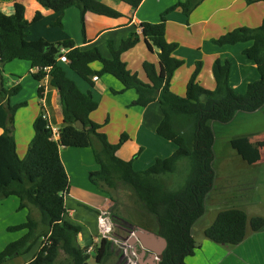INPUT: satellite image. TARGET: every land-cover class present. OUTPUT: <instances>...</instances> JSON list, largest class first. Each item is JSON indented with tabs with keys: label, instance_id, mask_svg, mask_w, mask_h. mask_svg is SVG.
<instances>
[{
	"label": "trees",
	"instance_id": "16d2710c",
	"mask_svg": "<svg viewBox=\"0 0 264 264\" xmlns=\"http://www.w3.org/2000/svg\"><path fill=\"white\" fill-rule=\"evenodd\" d=\"M42 7L56 13H63L70 7L81 11L84 25L86 13L106 16L114 19L123 14L109 6L104 0H36ZM132 9H137L144 0H117ZM204 0H186L166 10L158 23L142 22L141 34L132 33L116 48L113 41L108 42L112 57L106 58L98 47L84 50L75 46L72 40L49 43L44 39L29 41L28 28L43 18L36 12L33 19H27V8L16 2L11 15L5 14L0 3V81L1 70L14 60L31 63L33 76L41 84L38 89L40 99L45 95V81L51 78L52 86L58 91L63 117L60 138L52 140L43 119L45 109L34 122L35 135L29 144L25 157H19L13 131V117L17 110L26 106L22 103L5 107L8 101L18 95L21 86L0 91V128L3 137L9 142V150L14 160L18 177L0 185V200L16 197L20 209L30 213L24 223L9 227L12 232L27 231L24 236L0 252V264L13 258L29 254L38 241L45 237L41 248L25 264H86L90 258L88 247L83 249L78 243L82 228L66 220L68 209L66 196L71 190L70 178L62 161V148H92L100 169L90 172L89 179L98 189L117 191L119 186L130 187L141 208L156 220L157 234L167 240V248L160 264H187L195 255L198 243L194 238V227L207 212V203L217 180L215 123L231 124L240 113L254 114L264 109V21L257 28L239 27L211 42L219 47L252 43L243 54L253 61L259 73V79L251 82L245 93L239 94L230 84L232 63L217 59L213 65L215 88H205L198 77L203 63L197 62L186 89V95L180 96L170 91L172 79L184 61L175 57L177 43L166 39L167 16L180 9L187 17ZM264 0H248V4ZM61 21L57 22L60 25ZM85 32V30L83 29ZM144 38L150 51L157 50L158 66L145 62L143 69L148 82L141 80L138 73L132 72L122 60V55L132 50ZM66 51L70 69L91 86L93 77L101 78L108 74L123 85L122 94L135 90L137 100L132 106L148 107L158 102L162 121L157 133L176 146L175 153L164 159H157L145 171H137L133 160L126 161L118 152L128 140L123 134L117 144L100 132L101 126L90 118L98 107L91 92L84 93L76 82L70 79L59 61ZM94 63H100V71L93 69ZM81 121L88 130H79L75 123ZM231 148L247 164H256L260 158L256 148H264V141L252 143L247 136H241L230 142ZM188 159L190 172L184 184L173 189L168 179L179 172L180 162ZM219 168V167H218ZM114 201L113 196L110 197ZM39 210L41 219L31 217V208ZM41 227L43 231H41ZM248 227L254 232H264V218L251 219L240 208L222 210L214 222L205 229L204 235L219 245L238 246L247 237ZM113 245L103 239L98 247L96 261L101 264L105 258L113 255ZM62 256L65 260L62 261Z\"/></svg>",
	"mask_w": 264,
	"mask_h": 264
},
{
	"label": "crops",
	"instance_id": "0c3cea01",
	"mask_svg": "<svg viewBox=\"0 0 264 264\" xmlns=\"http://www.w3.org/2000/svg\"><path fill=\"white\" fill-rule=\"evenodd\" d=\"M185 1L144 0L134 10L126 5H120L118 1L104 0L109 6L119 10L123 17L114 19L88 12L84 17V25L81 11L74 6L63 13H56L45 9L36 0H0V3L2 11L5 9L6 12H3L7 15L13 13V6L16 2L23 3L27 8L26 17L30 21L36 12L42 13L43 18L28 28L27 39L29 41L44 39L49 43H60L72 40L76 47L84 50L98 47L102 54L110 59L112 55L108 47L109 41H113L115 47L119 48L121 42L127 39L130 34L134 32L141 34L139 25L142 22L158 23L166 10L179 2ZM58 21H61L60 25H57ZM263 21L264 2L248 4V0H204L188 17L180 9L170 12L167 16L166 39L169 43L178 44L179 47L174 55L184 61V65L176 71L172 79L170 91L180 96L186 95L187 85L195 71L197 62L203 63L198 81L205 88L213 90L216 85L213 65L217 59H220L222 61L229 60L232 63L230 84L239 94L245 93L248 85L259 79L256 64L243 54V51L249 48L252 43L219 47L214 45L211 40L219 38L239 27L257 28L262 25ZM122 60L132 72L138 73L144 82H148V79L144 72L143 64L145 62H151L157 66L159 64L157 50L150 51L143 37L132 50L122 55ZM238 64H240L239 68H237ZM62 66L68 77L76 82L80 90L84 93L91 92L94 99L98 102L99 107L91 114L90 118L101 126L100 132L104 133L112 144L119 143L123 134L128 135L127 142L118 152V156L121 159L130 161L138 154V157L133 160L134 168L137 171H145L157 159L168 158L175 153L176 146L157 133V128L162 121V113L158 102L152 103L146 108L132 106V103L138 98L137 92L128 90L122 94H113V90L121 91L123 89L121 82L113 76L105 74L101 78L93 77L94 86H91L74 73L68 63H64ZM92 66L96 71H100L102 68L100 63H94ZM207 67L210 78L204 80ZM33 73L34 69L31 63L24 60H14L6 64L1 70L2 81H0V84H2V89L0 91L21 86V91L18 95L9 98L8 101L4 100L5 107L9 108L26 103V106L19 108L13 117L17 153L21 158L27 154L29 144L35 135L33 125L40 114L42 106L49 114L53 125L61 128L63 124L58 91L52 86L51 78L48 77L46 79L45 95L43 99H40L38 89L41 84L34 78ZM233 83L242 84L244 87L242 90H238L233 86ZM263 111L264 109L259 112ZM242 114L245 113L238 114L231 124L220 126V132L224 134L231 128L237 129V126L240 125L238 120ZM3 133L4 130L0 128V185L18 177L14 167V160L9 150V142L3 137ZM253 133L238 134L230 138L228 142L230 144L233 139L241 136H247L252 143L263 142L259 141L257 136H253ZM254 137L257 139L254 140ZM257 149L256 153L258 154ZM60 154L70 178L71 190L76 189L78 195L79 192L92 193L102 200V208H91L96 214L95 220L98 224L99 211L103 209L113 211L116 201H112L105 190H99L89 179L90 172L100 169L92 148H62ZM258 156L260 160L256 164H248V170L256 172L249 177V180L254 183L241 182L234 185L235 190L233 188L229 191V185L226 188L222 187L225 178L217 176L215 187L210 194L211 196L214 193V201L216 200L212 207H221L223 210L236 207L244 210L250 219L255 216L264 218V215H250L247 212V207L251 209L255 207L254 200L256 197L252 199L248 195L245 197V194H249L252 189L250 188L251 185H259V177L264 171V156L260 154ZM227 160H240L246 163L242 159L232 156L228 157ZM221 169L220 167L218 168V173H220ZM240 192L243 193L239 195ZM76 197L81 199V196ZM13 198L0 200V228L3 225L5 231L9 227L24 223V221L21 222L19 215L17 220L20 223L16 225L5 224L3 215L15 213L17 206L20 205ZM77 206L82 208L80 204ZM66 207L68 209L66 220L70 222L74 215V210L69 209L67 204ZM243 207H246L245 209L247 210L243 209ZM114 217L117 223L121 224L118 225L122 228L120 230L127 233V228L132 224H129L121 217L115 215ZM74 221V223H70L76 226L81 223V221ZM134 226L141 227L160 236L157 234L156 228L140 224ZM209 226H204L203 234ZM24 234L22 233V235ZM99 234L100 231L97 226L95 235L91 236L93 241H98L97 237H99ZM18 235L21 236V234ZM14 237L16 238V236ZM135 239L141 242L136 235ZM30 260L31 258L27 262ZM187 264H264V232L254 233L248 227L245 241L238 246L219 245L203 235L202 241L198 243L195 255L188 258Z\"/></svg>",
	"mask_w": 264,
	"mask_h": 264
},
{
	"label": "rangeland",
	"instance_id": "374dc122",
	"mask_svg": "<svg viewBox=\"0 0 264 264\" xmlns=\"http://www.w3.org/2000/svg\"><path fill=\"white\" fill-rule=\"evenodd\" d=\"M113 1H117V0H113ZM118 3L123 6L126 5L119 1ZM3 11L6 12L5 9ZM239 67H240V64H238L237 68ZM204 77H205L204 80H206V78H210L208 67H207L206 74ZM233 86L237 88L238 90H242V88L244 87V85L242 84L237 85V83H233ZM238 122L240 125L237 126V129L231 128L230 130H227L224 134L220 132V129H219V127L222 125L218 123L214 124L215 130L217 133V141H216L217 176L225 178V181L226 179H228L226 182L225 181L223 182L224 185L222 187L226 188V186L229 185V188H228L229 191L234 188L235 184H238L241 182L254 183L252 180H249V177L250 175L256 172L249 171L248 164L243 163L240 160H234V161L227 160V158L231 156L237 159H241L237 155V153L231 148L228 140H230V138L238 134L241 135V134H245L248 132H254L253 136H257L259 138L258 139L259 141H264L263 140L264 139V111L256 112L254 114H242ZM255 139L257 138L254 137V140ZM257 150H258V154L264 156V148L258 147ZM218 167L222 168L219 171L220 173H218ZM189 172H190V162L188 159H184L180 162L179 172L177 174H173L172 176L171 175L168 176V177H171L168 179L169 184L174 185L172 188L178 189L180 186H182L185 180L187 179ZM259 179H260L259 185L258 186L255 184L251 185L250 188L252 189L249 191V194H245V197H247L248 195L249 197H251V199L256 197V199L254 200L256 204L254 208L251 209L247 207L248 208L247 210L245 209L246 207H243V209L247 210V212L250 215H264V171L261 173ZM77 192L78 191H76V189H72L71 194L66 198L67 199L66 204L68 208L74 210V215L71 218L70 222L74 223L75 222L74 220H77V222L81 221V223L78 225L82 228V233H81L82 235L78 237V243L81 246V248L85 249L87 247L88 248L93 247V251L89 254L90 258L86 264H98L96 261V255H97L96 253L100 245L99 243L101 242L100 240L102 236L101 234H99V237H97L98 242H99L98 244H95L93 242V239L91 236L95 235V228H97L98 224L96 223V220H95L96 214L91 208H94V209L102 208L101 207L102 200L97 195L92 194V193L85 194V193L79 192V195H78ZM107 193L108 195H110V197L113 196V199L116 201L115 208L113 211H110V216H109V220L110 221L112 220L113 225L114 224L116 225V222H117L114 217L115 215V216L125 219L129 224H132V225L140 224V225H146V226L148 225L151 228L157 229L156 220L152 216L147 214L141 208L133 190L130 187L120 185L117 191H108ZM241 193L243 192H240L239 195ZM75 195L81 196V199L76 197ZM214 198H215V194L213 193V195L209 197V200L207 203V206H208L207 214L197 222V224L195 225L196 228L194 227L195 228L194 236H195V240L197 243H199L203 239L204 226H209L212 222H214L216 218V214L220 212L221 210H223L221 207L219 208L212 207L216 202V200L214 201ZM13 199L18 202V205L20 204V201L18 198L14 197ZM78 204H80L82 208H79V206H77ZM17 208L15 210V213H6L3 215L6 225L7 224L16 225L20 223V221L17 220V217L19 215H20L21 222L26 221L27 216L29 215L30 212L27 209H20V205L17 206ZM23 212L25 213L23 214ZM102 212L109 213V210H106V209L100 210L98 217L99 215H101ZM31 217L35 219L36 221H40L41 215H40L39 210L32 207ZM75 224H78V223H75ZM42 231H43V228L41 227L40 232ZM26 232L27 231L12 232V231H9L8 229L5 231L3 225H1L0 252L8 244L21 239L24 236L22 235V233H26ZM18 234H21V236H19ZM14 236H16V238ZM44 241H45V237L42 236V238L38 241L36 246L33 248V250L29 254L13 258L12 260L7 261L5 264H25L29 260V258L32 259L35 256V254L39 251ZM113 244L112 245L114 247L113 249L114 254L105 258L101 264H119L121 255H123L124 250L118 247L117 243L114 242ZM61 260L64 261L65 256H62Z\"/></svg>",
	"mask_w": 264,
	"mask_h": 264
},
{
	"label": "built area",
	"instance_id": "2783aa9c",
	"mask_svg": "<svg viewBox=\"0 0 264 264\" xmlns=\"http://www.w3.org/2000/svg\"><path fill=\"white\" fill-rule=\"evenodd\" d=\"M59 61L63 63H69V60L66 57V51H64V55L60 58ZM43 119L47 121V129H49L51 132L52 140L58 141L60 138L61 128L51 123L50 116L46 111L43 115ZM109 216L110 211L109 213L102 212L101 215H99L98 217V227L102 236L101 241L103 239H107L112 244L115 242L118 244V247L124 250L123 255H121L119 264H138L137 259L135 258V255L133 253L132 247L130 246L131 239L134 237L129 236L126 231L122 232V230H120L122 228L118 226L117 222L116 225H113L112 220H109ZM93 242L95 244L99 243L98 241ZM92 251L93 247H89L87 252L90 254Z\"/></svg>",
	"mask_w": 264,
	"mask_h": 264
},
{
	"label": "water",
	"instance_id": "95a60500",
	"mask_svg": "<svg viewBox=\"0 0 264 264\" xmlns=\"http://www.w3.org/2000/svg\"><path fill=\"white\" fill-rule=\"evenodd\" d=\"M1 89L2 84H0ZM75 127L81 131L90 129L81 121H77ZM134 229L136 230L135 235L141 241L138 242L135 238L131 241L138 264H160L168 245L167 240L141 227H134Z\"/></svg>",
	"mask_w": 264,
	"mask_h": 264
},
{
	"label": "flooded vegetation",
	"instance_id": "af4514ba",
	"mask_svg": "<svg viewBox=\"0 0 264 264\" xmlns=\"http://www.w3.org/2000/svg\"><path fill=\"white\" fill-rule=\"evenodd\" d=\"M118 225H121V224H119V223H117ZM134 225H131L129 228H128V231H127V233H128V235L129 236H132V237H134L135 238V232H136V230L134 229ZM133 239H131V241H132ZM131 247H132V249H133V245L131 244L130 245Z\"/></svg>",
	"mask_w": 264,
	"mask_h": 264
},
{
	"label": "clouds",
	"instance_id": "9594fccd",
	"mask_svg": "<svg viewBox=\"0 0 264 264\" xmlns=\"http://www.w3.org/2000/svg\"><path fill=\"white\" fill-rule=\"evenodd\" d=\"M131 226V225H130Z\"/></svg>",
	"mask_w": 264,
	"mask_h": 264
}]
</instances>
